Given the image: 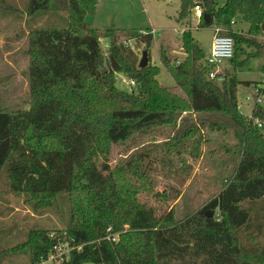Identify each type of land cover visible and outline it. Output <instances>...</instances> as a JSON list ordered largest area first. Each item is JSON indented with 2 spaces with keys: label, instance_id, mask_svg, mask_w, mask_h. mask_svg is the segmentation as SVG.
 <instances>
[{
  "label": "trees",
  "instance_id": "trees-1",
  "mask_svg": "<svg viewBox=\"0 0 264 264\" xmlns=\"http://www.w3.org/2000/svg\"><path fill=\"white\" fill-rule=\"evenodd\" d=\"M97 2L22 0L23 7L0 2V15L20 12L29 23L44 14L52 17L28 28L24 105L0 97V177L7 191L23 196L34 211L67 195L64 228L50 230L52 235L44 229L28 233V264L47 260L52 248L63 244L67 257L49 264H264V245L250 235V210L264 198V87L258 88L262 103L255 102L250 116L242 114L236 96L240 81L221 72L208 78L204 52L190 29L180 37L183 60L172 62L160 50L162 66L183 94L162 85L158 66L139 67L136 52L116 41L138 38L149 53L152 32L92 27L86 16L94 14ZM195 5L201 9L196 28H227L222 33L233 37L234 52L237 44L256 48L248 57L264 50V0H180L176 20L187 24ZM237 16L248 24L245 33L230 29ZM100 38L110 40L105 55ZM117 73L133 81L130 91L116 86ZM187 112L226 119L210 125L231 127L234 141L212 150H222V163L231 161L232 172L202 208L180 219L173 210L157 216L137 198L148 189L142 162L151 151H135L113 167L108 157L116 144H135L160 128L188 122ZM170 137L165 152L198 155L201 137L195 128ZM209 210L217 212L208 216ZM114 233L117 240L106 238ZM239 234L252 242L242 245Z\"/></svg>",
  "mask_w": 264,
  "mask_h": 264
},
{
  "label": "rangeland",
  "instance_id": "rangeland-1",
  "mask_svg": "<svg viewBox=\"0 0 264 264\" xmlns=\"http://www.w3.org/2000/svg\"><path fill=\"white\" fill-rule=\"evenodd\" d=\"M13 1L17 7H23L22 0ZM179 1L98 0L94 14L87 15L86 21L97 29L132 28L151 31L153 40L147 53L148 63L159 67V73L156 75L159 83L183 94L162 66L160 50L165 49L166 55L172 62L183 60L185 53L180 49V37L184 30L190 29L207 57L213 30L212 26L196 28V16H191L187 24L178 22L176 17ZM50 18H52L50 15L44 14L35 19L34 23H29L25 15L20 12L0 15V97L9 104L22 106L23 101L27 100L28 60L23 50L27 48L28 28L30 25L33 27L45 25ZM247 27L248 24L237 16L230 29L233 32L245 33ZM227 31L228 29L225 28V32ZM116 41L124 42L132 48L139 60L142 51L147 52L145 44L138 38L119 37ZM109 43V39L100 38V47L104 55ZM255 51L254 46L237 44L235 59H225L219 66L221 73L235 75L240 81L236 86L238 108L242 114L248 116L255 102L262 103L261 97L258 96V88L264 87V50L248 57ZM243 59H246L243 66L235 67L236 62ZM241 81H247L249 84ZM132 83L133 81L124 74H116L115 84L118 88L130 91L134 85ZM183 116L189 121L160 128L155 134L139 138L135 144L130 142L116 144L108 157V164L113 167L135 151L146 149L151 151L150 155H143L142 162L143 165L146 162L145 171L143 168L142 171L148 173L149 179L146 181L148 189L138 193L137 198L141 203L151 207L157 216L173 210L175 218L180 219L202 208L220 192L232 172V162L222 163L225 155L221 154L222 150L215 151L219 143L234 141L231 127L219 130L210 125L214 121L220 123L226 119L217 113L187 112ZM188 126L195 128L201 137L197 146L198 155L192 156L188 150L180 154L175 153L173 149V152H165L163 144L172 140L173 136H170L183 132ZM7 185L2 175L0 177V264H28V249L24 242L28 233L32 229L57 232L64 228L69 219L67 195L63 194L57 198L51 208H39L34 211L24 201L23 196L7 191ZM216 212L214 210L212 215ZM250 215L252 217L250 235L253 237L257 235L264 245V198L256 201L255 206L250 210ZM260 224L261 236H258ZM49 234L52 235V232L50 231ZM113 235L117 240L119 234ZM239 238L242 245L252 242L242 234H239ZM50 253L52 256L50 255L49 259H56L54 261L58 263L61 250L52 248ZM66 255L67 253H64L62 257H67ZM45 264H49V260Z\"/></svg>",
  "mask_w": 264,
  "mask_h": 264
},
{
  "label": "built area",
  "instance_id": "built-area-1",
  "mask_svg": "<svg viewBox=\"0 0 264 264\" xmlns=\"http://www.w3.org/2000/svg\"><path fill=\"white\" fill-rule=\"evenodd\" d=\"M200 15H201V9L198 5H195L193 7V16H196L198 18ZM231 22H233V21H231ZM213 29H214V35H213L212 40H211L210 50L208 52L207 57H205V59H204V63L206 64V66L209 67L208 74H207L208 78H213L219 72H221V69L219 66L222 63V61L225 59H231L233 57V53H234V39H233V37L228 35V34L222 33L225 31V28L222 26H215V27H213ZM259 101H261V100H259ZM255 123H257L258 126H260V127L263 126L259 120H255ZM108 230H109V228H108ZM106 238L110 241L116 240V237L113 234H108L106 236ZM54 248L61 250L60 258L62 257V255L64 253L68 254V252H69V247L67 246V244L56 245ZM51 256H49V258ZM49 258L45 261L40 262L39 264H45V262L48 260H49V263L50 262L55 263L54 260H56V259L50 260ZM60 258H59V260H60Z\"/></svg>",
  "mask_w": 264,
  "mask_h": 264
},
{
  "label": "water",
  "instance_id": "water-1",
  "mask_svg": "<svg viewBox=\"0 0 264 264\" xmlns=\"http://www.w3.org/2000/svg\"><path fill=\"white\" fill-rule=\"evenodd\" d=\"M148 64V56H147V52L145 50L142 51L141 53V58L138 62V66L139 67H144ZM146 168V162H144L143 165V171H145ZM213 214L212 210L206 211V215L211 216Z\"/></svg>",
  "mask_w": 264,
  "mask_h": 264
},
{
  "label": "crops",
  "instance_id": "crops-1",
  "mask_svg": "<svg viewBox=\"0 0 264 264\" xmlns=\"http://www.w3.org/2000/svg\"><path fill=\"white\" fill-rule=\"evenodd\" d=\"M197 22V21H196ZM212 30H213V35H214V29H213V27H212ZM213 37V36H212ZM211 40H212V38H211ZM197 41V40H196ZM210 46H211V41H210ZM209 50H210V47H209Z\"/></svg>",
  "mask_w": 264,
  "mask_h": 264
}]
</instances>
